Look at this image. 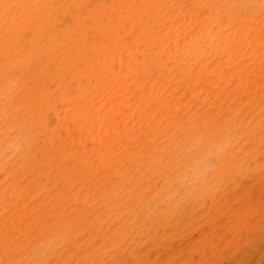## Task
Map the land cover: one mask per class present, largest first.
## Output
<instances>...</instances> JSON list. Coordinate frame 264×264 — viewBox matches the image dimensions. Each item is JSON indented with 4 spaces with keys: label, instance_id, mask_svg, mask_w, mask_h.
<instances>
[{
    "label": "bare ground",
    "instance_id": "1",
    "mask_svg": "<svg viewBox=\"0 0 264 264\" xmlns=\"http://www.w3.org/2000/svg\"><path fill=\"white\" fill-rule=\"evenodd\" d=\"M13 80L0 264L264 263V0H0Z\"/></svg>",
    "mask_w": 264,
    "mask_h": 264
},
{
    "label": "rangeland",
    "instance_id": "2",
    "mask_svg": "<svg viewBox=\"0 0 264 264\" xmlns=\"http://www.w3.org/2000/svg\"><path fill=\"white\" fill-rule=\"evenodd\" d=\"M228 224H229V222L226 223V226H227L226 228H229V225H230V224H229V225H228ZM230 237H231V236H229L228 239H231ZM196 238H197V237L194 238L195 242L192 240V243H191V244H190V243H187V244L185 243V247H189V248H185V247H183L184 250L181 251V254L179 253V255H178V257H180V259L177 257V252H176L175 255H174V253L171 254V255H170V256H171V257H170L171 260H170V259H169V260H166V261H169V262H167V263L165 262V263H166V264H171L170 262H172V264H183V263H185L186 261H189L188 263L186 262L185 264H202V263H206V264H208L211 260H214V259L216 260V259H217L216 261L219 262L218 264H221V263H222V264H231V262L234 260V259L232 258V257L234 256V253H233V255H232V252H233V251H231V249H232L231 247L229 248L230 250L228 251L229 254L226 252V251H227L226 249H225V250L223 249V251H225V252L222 253V251H220L219 253H221V254H218L219 256H221L222 254H223V255H222L221 257H219L218 255H216V256H217V257H216V256L214 255V253H211V251H210V250H212L213 247L216 246L215 244L217 243V241H216L215 239H212V238H211V241H212V240H213V241L215 240L214 243L211 244V246L213 245L212 248L209 249V247H208L205 251H202L203 249H202V245H201V243H200V240H197L198 238H197V239H196ZM245 238H246V237H244V238L242 237V241H245V240H246ZM196 240H197V241H196ZM257 240H258V241H257L256 243H254V245L257 244V245H260V246H261V243H262V246H264V245H263V242H264V239H263V238H262V240L260 239L261 242H260L259 238H258ZM255 241H256V240H254V242H255ZM259 242H260V243H259ZM198 243H200V245H199ZM258 243H259V244H258ZM188 244H189V246H187ZM191 245H192V248L196 245L194 248L197 249V250L195 251L194 248L192 249V248H191ZM198 245L200 246L201 250H200V248H196V247H199ZM245 245L248 246V244H244V246H243V247H244V251H246V248H247L248 253H249L250 255H253V254L251 253V250L249 251V249H250L249 247H250V246L247 247V246H245ZM209 246H210V245H209ZM211 246H210V247H211ZM262 246H261V247H262ZM243 247H242V248H243ZM186 249H187V250H186ZM188 249H189V250H188ZM208 249H209V250H208ZM213 249H214V248H213ZM199 250H200V252H199ZM184 251H186V252H184ZM190 251H191V254L189 253ZM197 251H198V253H197ZM230 251H231V252H230ZM182 252H184V253H186V254L189 253L190 255L188 254V256H187L186 254H184V253H182ZM195 252L197 253V254H196L197 259H196V257H194ZM203 252H204V253H203ZM205 252H206V253L209 252V253L206 255ZM212 252H213V251H212ZM193 253H194V254H193ZM202 253H203V255H202ZM224 253L227 254V256H225ZM183 254H184V255H183ZM211 254H212V255H211ZM244 254H245V253H244ZM263 254H264V253H263ZM180 255H182V256H180ZM208 255H209V257H208ZM241 255L243 256L242 252H241ZM245 255H246V254H245ZM245 255H244V256H245ZM247 255H248V254H247ZM255 255H256V258H257L258 254H255V253H254V256H253V257H252V256H248V257L246 256V258L244 257L243 259H245V260H243V262L245 263V261H246L245 264H248V262L251 263V264H253V262H255V260H256ZM173 256H174L175 258H174ZM185 256H187L186 259H185V261H182V262L180 261V263H173V262H177L178 260H182V259L184 260V257H185ZM189 256H190V257H189ZM191 256H193V258H195V259L193 260V258H192ZM210 256H211L212 258H211ZM228 256H230L231 259H230V257H228ZM172 257H173V258H172ZM182 257H183V258H182ZM204 257H205V258H204ZM206 257H207V258H206ZM214 257H215V258H214ZM226 257H228L227 260H226ZM250 257H252L253 259L251 258V261H248V259L250 260ZM210 258H211V260H210ZM213 258H214V259H213ZM218 258H222V259H218ZM172 259H173V260H172ZM176 259H178V260H176ZM189 259H192V260H189ZM199 259H201L200 261H202V262H199ZM204 259H205V260H204ZM232 259H233V260H232ZM262 259H263V258H262ZM175 260H176V261H175ZM197 260H198V261H197ZM207 260H209V262H206ZM215 260H214V261H215ZM252 260H254V261H252ZM190 261H191V262H190ZM178 262H179V261H178ZM195 262H196V263H195ZM243 262H242V263H243ZM165 263H164V264H165ZM263 264H264V263H263Z\"/></svg>",
    "mask_w": 264,
    "mask_h": 264
},
{
    "label": "clouds",
    "instance_id": "3",
    "mask_svg": "<svg viewBox=\"0 0 264 264\" xmlns=\"http://www.w3.org/2000/svg\"><path fill=\"white\" fill-rule=\"evenodd\" d=\"M15 87H16V82L14 80L9 81L3 89H0V97L10 93ZM6 148H7L8 152L11 153V152L16 150L17 145H16V143L10 141L6 145Z\"/></svg>",
    "mask_w": 264,
    "mask_h": 264
}]
</instances>
